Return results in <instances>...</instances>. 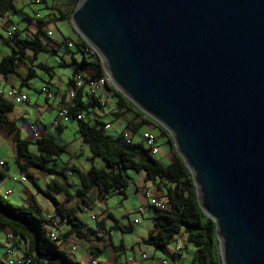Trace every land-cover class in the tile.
Instances as JSON below:
<instances>
[{
	"label": "water",
	"instance_id": "obj_1",
	"mask_svg": "<svg viewBox=\"0 0 264 264\" xmlns=\"http://www.w3.org/2000/svg\"><path fill=\"white\" fill-rule=\"evenodd\" d=\"M69 23L169 134L221 264H264V0H79Z\"/></svg>",
	"mask_w": 264,
	"mask_h": 264
},
{
	"label": "trees",
	"instance_id": "obj_2",
	"mask_svg": "<svg viewBox=\"0 0 264 264\" xmlns=\"http://www.w3.org/2000/svg\"><path fill=\"white\" fill-rule=\"evenodd\" d=\"M13 2L14 0H0V15L12 9ZM78 2L79 0H71L69 17ZM14 36L8 40L15 43L16 50L12 49L9 56H5L0 60V75L3 77L15 75L22 84H26V81L34 76L35 71L33 68H36L47 74L48 79H51L53 68L43 63L35 64L36 57L28 58L26 51L31 50L35 54L39 52L53 53L55 49H46L38 40L37 35H34L31 40L18 39V36ZM68 42H72L76 49L81 51L82 56L79 60L71 58L68 63H59V68L71 70V78L66 84L67 91L73 87V77L79 72L90 73L91 80L102 78L104 71L100 60L86 43L79 37L78 42L64 39L61 44L63 43L66 46V51L69 52L71 48H67ZM25 59L29 61L30 70H28L25 77H20L17 69L22 60ZM107 87H109L111 96L115 99L117 110L121 115L133 114L144 124L151 125L159 130L160 137H165L172 147L174 161L168 166H163L154 159V155L142 143L132 142L129 138L127 142L125 138L120 136L111 137L103 132L105 125L99 123L89 125L84 120L75 121L78 124V132L83 141L90 146L92 157L89 160L100 158L104 163V168H96L91 164L85 172H81L74 167L70 168L71 171L75 172L79 181L75 196L80 200H84L85 196L90 194L93 188L96 187L98 196L101 199H105L106 196L113 193L125 199V190L128 183L122 171L143 174L146 183L155 184L158 189H163L165 204L167 205L164 210H154L153 227L156 232L149 234L143 244L155 251L163 252L175 237L183 233L194 249L191 264H221L215 232L216 225L199 208L192 177L183 160L175 152L169 134L113 87L108 85ZM95 106L103 108L98 106L95 99H85L83 91L78 90L73 99L69 116L73 120L77 115H83L84 118V115L88 114L89 110ZM12 109V104L0 100V127L13 136L16 167L19 171L33 169L51 176L59 175L46 165L52 164L60 158L64 152L63 148L50 139L40 138L33 143L35 152H30V143L20 138L15 124L7 118V114ZM57 185V182L54 181L49 184V188L52 189ZM59 186V188L54 189V193H64L69 196L64 186ZM37 192L51 203L55 215L68 228L60 239L53 240L50 238L44 219L46 214H43L34 202L27 207L15 206L1 196L0 228L10 232L15 237V246L19 244L24 246L23 255L27 257L28 264H80L59 248V244L67 237H73L78 241L88 239L85 224L77 216V211L80 210L67 208L48 192H42L38 188ZM110 230L119 231L123 234L131 231L128 226L124 228L116 226ZM117 248L121 249L123 245L120 244ZM88 253L93 256L92 250L89 249Z\"/></svg>",
	"mask_w": 264,
	"mask_h": 264
},
{
	"label": "crops",
	"instance_id": "obj_3",
	"mask_svg": "<svg viewBox=\"0 0 264 264\" xmlns=\"http://www.w3.org/2000/svg\"><path fill=\"white\" fill-rule=\"evenodd\" d=\"M70 7H71V4H68L67 5L68 12H64L62 18L68 20V17H69L68 15L70 14V10H69ZM18 39H22V38L18 37ZM73 40H75V42H78L77 34L75 36V39ZM56 43L58 46L61 45V41H57ZM54 49H55V52L52 53L54 56L53 58H56L57 60L55 61V66H51L53 68V76L51 77V79L47 80L46 84L41 90V93L46 92L44 96V105H41L39 103L31 105L33 106L34 109L37 110L36 112L37 121H40L41 115L44 112L47 115H49V113L54 114L55 111L58 108L62 107L64 104V98L67 94V89H68L66 84L68 80L71 78V73H70V76L66 78L65 82L62 83L60 81H57L56 80V70L59 69V63H68L71 58L78 60L82 56L81 51L79 49L70 51L68 54L67 52H64V50L63 51L58 50L57 48H54ZM7 77H3L0 75V87L4 89L15 88L19 93L24 94L29 98V96L20 88L22 85L26 86V84H22L21 82L20 84H18L17 82L11 83L9 78ZM99 97L101 98L102 101H104V107L103 108H97L96 106L92 107L91 110H89V113L87 115L90 118V122L93 123L91 125H95L97 123L102 124L103 126L105 125L106 129L103 130L105 134H107L105 131L111 128V124L104 123L103 119L105 118V116H110L113 118V120L119 121V128L118 129L116 128L117 129L116 133H118L121 129L120 133L124 130H127L132 133L134 132L133 135H135V133L139 129L142 130L143 133H149V131L154 129L153 126L144 124V122H142L139 118L135 117L133 114L121 115L120 112L117 110L116 101L111 96V91L109 87H106L105 89H103ZM30 104H31V100L29 98V105H24V106L13 105V109L10 113L7 114V118L9 121L15 124L19 132L20 138L30 143L29 151L35 152V148L31 150L30 146L37 139L45 138L46 137L45 135L47 133L45 130L44 132L41 131V129H44L43 125H42V128H39L38 124L36 123V126L38 128V132H37L38 134H37V137H32L33 135L28 130L29 125L26 124L25 122L26 119L24 118L25 116H23L24 114L27 113L29 109L28 107H30ZM107 107H108V112L105 111V108ZM15 112L18 113L19 115L18 117L15 115ZM19 120L21 121V124H22L20 128L17 127V123ZM113 120H110V122ZM53 121H54V124H57L56 114L53 115ZM66 125L68 124H65V125L57 124L56 126H59L62 129ZM110 135L111 137H114L113 134H110ZM24 136H26L27 138H25ZM28 137H31L32 140H30ZM2 140L11 144V148L13 150V157H12L11 162L7 158L0 157V161H3L5 163V167L0 168V196L4 198L7 202H9L10 204L15 205V206L27 207L31 203L34 202L39 207V209L42 211L43 214L52 216L53 221L57 224L58 229L62 233H65L68 230L67 226L64 224V222L60 218H58L55 215L54 211H51L50 207L43 208L42 206L43 202L41 203V199H45V200L47 199L43 197L42 194L37 192V188L40 189L42 192L44 191V192L50 193V195H52L55 198L54 189L59 188L60 187L59 185H63L65 190L68 192L69 196H66L64 193H59V194L62 195V203L67 208H74L80 211H84V208H87L89 210V206H84L85 202H89L90 204H92L96 200L98 201V203L100 202L102 204H106L104 199L99 198L96 187L93 188L90 194L85 196L84 200H80L78 197L75 196L76 189L74 187H77L78 189L79 183L78 185H76L74 177L77 175L75 174V172L71 171L70 168L74 167L81 172H85L89 168H86L85 170H80L73 161L63 162L60 160L61 163L57 161L52 163L54 167L50 168V165L48 166V168L53 169V171L59 173V175L51 176V175H48V174H45V173H42L40 171L33 170V169L19 171V169L16 167V164H15L16 153H15V144L13 142V136L7 133L3 128L0 127V142ZM136 143H141V141L136 142ZM163 146L164 148L167 149V151L163 150L161 152V157L163 160L167 161V165H164L161 162L160 163L163 166H168L172 164V162L174 161V156L172 154V147L167 142V140H165V143ZM11 165H13V169H11ZM20 177H26V181L23 183L14 181V179H19ZM140 178H141L140 179L141 184L138 186H135V192L137 196L140 197V199L144 200V203L143 204L141 203L136 208H134L132 214L140 215L141 218L144 215L146 218L152 220V227H153V218L155 216V211L147 207V201L144 198L143 194L146 190H150L153 192L156 198L165 201L164 192H163V189H158L155 184L146 183L144 181L143 174L140 176ZM54 181H56L58 185L57 187L55 186L54 188L50 189L49 184L53 183ZM126 199H127V194H126V198L122 199V201L124 200L126 201ZM78 200L81 202L80 204L82 206L80 205L76 207L75 201H78ZM14 201L17 204H15ZM71 203L72 204L74 203V206H68ZM138 207L144 208V212L142 214H139L136 212V209ZM52 210H53V207H52ZM130 213H131L130 210L125 211L121 215V219L123 221L127 220L128 224L124 227L128 226L131 229L130 232H134V226L139 225L140 220L138 218H134L133 222H129L128 215ZM90 216L93 218L92 220L95 222L96 229L95 230H93L92 228L86 229L85 231H86L88 239L78 241L79 247L82 244L86 252L84 254H86L87 258H88V255H89L88 252L90 249L92 250L93 257H95L100 262V264L123 263V262L125 263L126 261H130L127 264H146L145 259H151V258L152 259H165L168 262V264H187V263L191 264L194 249H192L191 251L187 247V245H189L190 243H188L186 236L183 233H180L177 237H175V239H173V241H171L166 246L164 251L160 252V251H155L153 248L149 246H145L143 244V241L147 238L149 234L156 232V229H154V227L152 229L147 230L144 233L141 232L139 236V241H134L132 243L130 242L131 244L128 245L129 242H126L122 236L119 238V242L115 243L113 240L114 232L113 230H110V229L116 226H118L119 228H124L123 225L120 223V221L107 210H103L100 215H97L94 213V215H90ZM135 221H138V223L134 224ZM0 233H3L6 238V235L8 232L0 228ZM120 244L123 245V248L121 249L117 248L118 245ZM132 244L134 246H132ZM175 246H178L180 248V252H178L177 254L173 253ZM128 249H130L131 252H129ZM63 251H65L75 261L79 262L77 259L74 258V255L68 251L67 245L63 244ZM186 251L190 252L189 255L186 254ZM18 255H20V253H18L17 256ZM79 263L83 264L81 262ZM0 264H3L1 260H0Z\"/></svg>",
	"mask_w": 264,
	"mask_h": 264
},
{
	"label": "rangeland",
	"instance_id": "obj_4",
	"mask_svg": "<svg viewBox=\"0 0 264 264\" xmlns=\"http://www.w3.org/2000/svg\"><path fill=\"white\" fill-rule=\"evenodd\" d=\"M70 3L71 0H14L13 8L0 15V60L5 56H9L11 54L12 49L16 50L15 43L13 41L11 42L8 40V32H13L15 36L26 40H31L34 35H37L38 40L46 49L52 50L54 48H57L58 50H64V52H67L68 54L69 51H66V46L63 43L58 46L56 42H63L64 39H70L71 41L75 42V40L73 39H75L76 34L72 29L69 20L62 18L63 13L68 12L67 5ZM75 49L76 46H74L73 44L70 51H73ZM26 52V56L28 58H32L33 56L36 57L35 64L43 63L47 64V66L49 67L55 66V61L57 59L53 58L54 56L52 53L39 52L35 54L31 50H27ZM28 70H30V64L28 59H25L20 63L17 72L20 77H25L28 73ZM33 70L35 71L34 76L26 81V86L20 85V88L29 96L31 100V104L30 107H28L29 109L27 113L23 115L25 116L24 118L26 119V124L36 126L37 123L39 128H42L43 125L44 129H41V131H46L47 134L45 135V138L53 140L55 144L63 148V154L60 156V158L56 159L55 161H73L80 170L90 168L91 164L96 168H104V163L100 158H94L92 161L89 160L92 157L91 149L89 144L83 141L80 133L78 132L77 122L74 121L71 123H63V125H68L64 126L61 129L59 126H56L53 121V115H55L57 111H55L54 114L49 113V115L44 112L41 115L40 121L36 120L37 110L34 109L31 105L38 103L44 105V96L46 92L41 93V90L46 84L48 76L47 74L37 70L36 68H33ZM70 73V69L59 68L56 70V80L63 83L65 82L66 78L70 76ZM7 78H9L11 83L17 82L18 84H20L21 82L20 79L15 75H10ZM107 85L111 86V81L109 77ZM105 111L108 112V107L105 108ZM15 115L17 117L19 116L17 112H15ZM83 120L89 125L93 124L92 122H90V118L87 114L84 115ZM110 120H113V118L110 116H105V118L103 119L104 123L111 124V128L105 131L107 134H109V136H111L110 134H113L114 138L120 136L123 138H129L133 142L141 141L144 146L146 145V142L143 140L142 137V130H137L135 135H133L134 132L132 133L127 130H124L120 133L121 129L118 133H116V130L119 128V121L113 120L110 122ZM21 126L22 124L19 120L17 123V127L20 128ZM104 129L106 128L104 127L103 130ZM149 133L155 138V146L157 147V153L153 156L154 159H156L158 162L163 163L164 165H167V161L163 160L161 157V152L163 150L167 151V149L163 146L166 138L160 137V132L157 128H154L153 130L149 131ZM24 137L27 138L26 136ZM28 138L32 140L31 137ZM0 145V157L7 158L11 162L13 157V150L11 148V144L2 140L0 142ZM34 148L35 145L32 144L30 146V149L33 150ZM49 165L50 168L54 167L52 164H48L46 166ZM11 169H13V165H11ZM122 174L128 183V187L125 190V194H127L126 201H122V197L119 195L109 194L104 199L106 204H102L100 202L98 203L97 200L92 204H90L89 202H85L84 206H89V210L87 208H84V211H77V216L80 220L84 222L85 229L92 228L93 230H95L96 225L90 215H94V213L100 215L103 210H107L113 216H115L124 227L128 224V222L127 220L123 221L121 219V215L125 211L130 210L131 213L128 215L129 222H133L134 218H138L140 220V224L134 226V232H127L121 234L119 231H113V240L115 243H118L119 238L123 236L124 240L126 242H129V245L134 241H139V236L141 232L144 233L147 230L152 229L153 227L152 220L146 218L144 215L141 218L140 215L132 214L134 208H136L141 203H144V200L140 199V197H138L135 192V186L141 184L140 176L142 174L138 175L132 171H122ZM74 180L76 185H78L79 181L77 176L74 177ZM74 188L77 189V187ZM54 196L57 201L62 203V195L55 193ZM42 202L43 208L50 207L51 211H53L52 206H50V202L45 199H41V203ZM14 203L17 204L15 201ZM75 203L76 207L81 205V202L79 200L75 201ZM68 206H74V203H71ZM6 245L7 240L5 238V235L3 233H0V260L1 262H3V264H6L7 262L4 261ZM132 246L134 245L132 244ZM187 247L192 251L193 247L190 244L187 245ZM59 248L63 251L62 244H59ZM128 251L131 252L130 249H128ZM18 253H20V255L24 253V246L22 244H19L15 247L14 253L9 259H14ZM84 253L86 252L81 244V246L78 247V249L72 254L74 255V258L77 259L79 262L83 264H90V261ZM189 253V251H186V254L189 255Z\"/></svg>",
	"mask_w": 264,
	"mask_h": 264
},
{
	"label": "built area",
	"instance_id": "obj_5",
	"mask_svg": "<svg viewBox=\"0 0 264 264\" xmlns=\"http://www.w3.org/2000/svg\"><path fill=\"white\" fill-rule=\"evenodd\" d=\"M13 32H8V39H11L13 37ZM73 43L68 42L67 48H72ZM108 84V77L106 74L103 75L102 78L97 80H91V74L85 73V72H79L73 77V87L70 88V90L67 91V94L64 98V104L62 107L58 108L56 111V123L57 124H63V123H70L73 121H81L83 120V115H77L74 120L71 119L69 116L70 109L73 105V99L75 97V94L78 90L83 91V95L85 99L87 98H93L96 100V103L99 107H104V101L101 100L99 95H101V92L103 89L107 87ZM0 100L10 103L12 105H29V98L19 93L15 88H8L4 89L0 87ZM56 124V125H57ZM28 130L33 135V137H37L38 128L35 125H29ZM143 140L146 142L145 148L149 150V152L154 155L157 153V147L155 146V138L150 133H143ZM125 140L128 142L129 139L125 138ZM5 163L3 161H0V168H4ZM16 182L23 183L26 181V177H20L19 179H14ZM144 198L147 201V207L153 210H164L166 209L167 205L165 204L164 200L158 199L154 196L153 192L150 190H146L143 194ZM136 212L139 214H142L144 212L143 207H139L136 209ZM44 219L46 221V228L48 230V234L51 239L57 240L60 239L62 236V232L57 227V224L53 221L51 215H44ZM138 221H135L134 224H137ZM7 245L5 247V255H4V261H7L6 264H28L27 263V257L22 255L16 256L14 259L10 260L9 258L13 255L15 245H16V239L15 237L8 232L6 235ZM60 244L67 245L68 251L70 253H74L78 247L79 243L78 240L73 237H67L66 239L62 240ZM69 245V246H68ZM180 252V248L178 246L174 247L173 253L177 254ZM90 264H100V262L93 256L88 255ZM130 261H126L125 263H109V264H127ZM146 264H168V262L165 259H145Z\"/></svg>",
	"mask_w": 264,
	"mask_h": 264
},
{
	"label": "bare ground",
	"instance_id": "obj_6",
	"mask_svg": "<svg viewBox=\"0 0 264 264\" xmlns=\"http://www.w3.org/2000/svg\"><path fill=\"white\" fill-rule=\"evenodd\" d=\"M90 49V48H89ZM92 52H94L93 50H92ZM97 57V56H96ZM28 261V260H27Z\"/></svg>",
	"mask_w": 264,
	"mask_h": 264
}]
</instances>
